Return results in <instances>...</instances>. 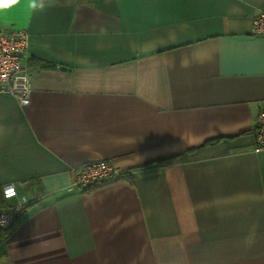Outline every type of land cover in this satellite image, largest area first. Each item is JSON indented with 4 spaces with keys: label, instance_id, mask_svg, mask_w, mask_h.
I'll return each mask as SVG.
<instances>
[{
    "label": "crops",
    "instance_id": "0c3cea01",
    "mask_svg": "<svg viewBox=\"0 0 264 264\" xmlns=\"http://www.w3.org/2000/svg\"><path fill=\"white\" fill-rule=\"evenodd\" d=\"M262 10L55 0L0 13V30L29 34L33 80L27 104L0 91V207L30 200L0 230V264H264ZM100 159L135 178L73 187ZM7 184L19 197L3 198Z\"/></svg>",
    "mask_w": 264,
    "mask_h": 264
},
{
    "label": "built area",
    "instance_id": "2783aa9c",
    "mask_svg": "<svg viewBox=\"0 0 264 264\" xmlns=\"http://www.w3.org/2000/svg\"><path fill=\"white\" fill-rule=\"evenodd\" d=\"M253 31L264 36V10L253 19ZM29 34L24 29L0 30V91L19 98L22 104L30 101L33 90L32 71L24 58L27 53ZM256 150H264V106L257 116ZM72 185L83 189L98 181H109L122 171L106 159L87 162L74 170ZM5 199L19 197L15 184H7L2 189ZM29 203L28 196L22 194L17 203L0 207V230L6 229L18 221Z\"/></svg>",
    "mask_w": 264,
    "mask_h": 264
},
{
    "label": "clouds",
    "instance_id": "9594fccd",
    "mask_svg": "<svg viewBox=\"0 0 264 264\" xmlns=\"http://www.w3.org/2000/svg\"><path fill=\"white\" fill-rule=\"evenodd\" d=\"M55 0H0V13L13 7H24L31 12H43L47 7L53 6ZM254 242V234L246 238V243L251 245Z\"/></svg>",
    "mask_w": 264,
    "mask_h": 264
},
{
    "label": "trees",
    "instance_id": "16d2710c",
    "mask_svg": "<svg viewBox=\"0 0 264 264\" xmlns=\"http://www.w3.org/2000/svg\"><path fill=\"white\" fill-rule=\"evenodd\" d=\"M218 140H212V141H208V142H206V143H215V142H217ZM169 158H171V157H168V158H161V159H158V160H156V161H160V162H164V161H166L167 159H169ZM152 163V162H151ZM133 179V178H135V176H134V173H133V171L131 170V169H129V170H125V171H122L121 173H120V177L119 178H117V179ZM105 182H107V181H98V182H95V183H93V184H91L90 186H88V187H86V188H83V189H81V190H83V191H91L92 189H94V188H96L98 185H102V184H104ZM30 201V200H29ZM28 208V205L26 206V209Z\"/></svg>",
    "mask_w": 264,
    "mask_h": 264
}]
</instances>
